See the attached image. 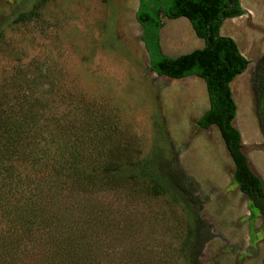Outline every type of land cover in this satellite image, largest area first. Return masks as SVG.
<instances>
[{"label": "rangeland", "instance_id": "rangeland-1", "mask_svg": "<svg viewBox=\"0 0 264 264\" xmlns=\"http://www.w3.org/2000/svg\"><path fill=\"white\" fill-rule=\"evenodd\" d=\"M239 4L243 14L220 29L248 62L230 83L232 125L250 170L264 181V88L258 84L264 0ZM137 9L138 0H0V180L8 175L37 186L32 188L43 196L44 211L31 226L48 213L58 223L42 240L45 250L29 243L37 254L19 260L66 264L54 255L56 245L73 249L70 264H263L264 217L233 181L234 165L218 129L197 124L209 108L204 81L151 71ZM157 17L162 55L175 58L203 47L186 19H167L161 8ZM6 107L31 108L35 123L22 131L13 124L15 135L11 127L2 132L16 114ZM97 132L110 135L102 148L76 147L79 136ZM66 143L82 179L98 173L89 193L73 180L72 166L68 184L59 174L56 149ZM146 161L165 191L153 192L144 179L130 182L134 166ZM102 167L122 174L109 182L112 174ZM173 174L182 175L184 189L168 187ZM23 190H10L0 209ZM195 219L207 222L212 238L187 263L180 249Z\"/></svg>", "mask_w": 264, "mask_h": 264}, {"label": "trees", "instance_id": "trees-1", "mask_svg": "<svg viewBox=\"0 0 264 264\" xmlns=\"http://www.w3.org/2000/svg\"><path fill=\"white\" fill-rule=\"evenodd\" d=\"M160 8L167 19H186L190 23L195 35L203 41V47L175 58L162 55L158 44L161 23L157 17V12ZM242 14L243 10L239 4V0H138L135 18L137 23L143 28L141 40L148 54L149 67L152 72L158 76L174 80L195 75L204 81L209 108L201 116L197 124L203 129H208L211 126H215L218 129L234 165L233 181L239 191L247 197L252 206L264 217V181L250 170L247 160L241 152L240 134L232 125V121L236 115V106L232 99L230 83L244 73L248 62L240 54L236 43L231 38L220 35V29L225 20L240 17ZM260 78L258 84L264 88V70ZM28 110L32 109L27 108L23 111L22 108L6 107L4 112L8 111V113L16 114L9 115L10 121H4L2 132H10L9 127H11L15 129L13 130V135H15V126L21 127L20 131H22L33 125L36 119L34 111L33 114H29ZM19 111H21V115H24V113L26 115L19 116L17 114ZM80 119H86V116ZM108 137L110 135L100 132H97V134L90 138L79 136V140L75 145L78 149L90 148L92 151L91 148L97 147V145V148H102L103 140L108 139ZM64 145L56 149L57 155L61 157L58 163L59 174L64 177V183H69L67 179L71 177L72 172L70 167L72 166L74 173L72 174L74 176L73 180L77 182L76 184H78L82 193L91 192L93 186L96 185L94 177L98 178V173L92 176L91 179L93 180L82 179L83 169L80 171V164L74 162L71 158L72 161L68 159L69 156L67 155L69 154L70 146L67 143ZM148 165L149 161L136 164L134 166L135 172L128 177L130 182L134 183L137 178L140 180L144 179L153 185L151 186L153 192L165 191V184L156 182L153 176L150 175V172L147 171ZM95 166V168L101 167ZM103 170L108 171V176L109 173L112 174L110 179H107L109 182L117 181L122 174V171L118 167L107 169L102 167L101 171ZM172 176L169 179L170 184L167 183L168 187L177 190L180 188L184 189L185 186L181 187V182L178 181L181 180L183 182L182 175L173 174ZM9 178L10 176L7 175L0 180L4 182L0 187V201L5 199L10 190H16L19 193L18 191L21 186L25 192L23 190V193L18 195V198H10L7 201V206H2L0 209V264H19V262L21 264L22 258H28L37 252V248L29 246V243L37 244L40 252L45 250V248H42V240L45 237L48 240L51 238L47 232L53 225L56 226L58 223L55 219L50 218L48 213L39 224L34 227L31 226L34 223L33 221H35V217L42 210L41 199L43 196L36 194L34 190L37 189V186L33 183H21L20 180L12 181L13 178ZM57 183L59 184V182ZM32 191L34 192L31 194ZM42 225V229L38 230ZM68 230L71 231V228ZM211 238L207 222L202 219H195L192 223V228L188 229L180 249L188 259L187 263L197 260L204 245ZM51 248L55 250L54 255L66 264L74 261V259L66 258L74 257L73 254L75 252L72 251V248L70 250H60L56 245ZM79 249L83 250L86 248L81 246Z\"/></svg>", "mask_w": 264, "mask_h": 264}, {"label": "flooded vegetation", "instance_id": "flooded-vegetation-1", "mask_svg": "<svg viewBox=\"0 0 264 264\" xmlns=\"http://www.w3.org/2000/svg\"><path fill=\"white\" fill-rule=\"evenodd\" d=\"M263 264H264V260H263Z\"/></svg>", "mask_w": 264, "mask_h": 264}]
</instances>
